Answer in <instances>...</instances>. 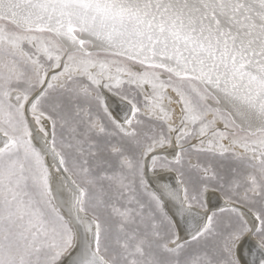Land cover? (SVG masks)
Returning <instances> with one entry per match:
<instances>
[{
    "label": "snow or ice",
    "instance_id": "snow-or-ice-1",
    "mask_svg": "<svg viewBox=\"0 0 264 264\" xmlns=\"http://www.w3.org/2000/svg\"><path fill=\"white\" fill-rule=\"evenodd\" d=\"M0 264H264V0H0Z\"/></svg>",
    "mask_w": 264,
    "mask_h": 264
}]
</instances>
